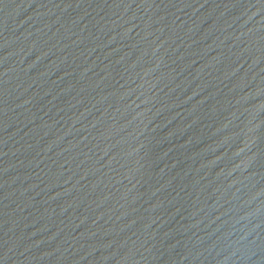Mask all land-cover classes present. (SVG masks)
<instances>
[{
  "label": "water",
  "instance_id": "1",
  "mask_svg": "<svg viewBox=\"0 0 264 264\" xmlns=\"http://www.w3.org/2000/svg\"><path fill=\"white\" fill-rule=\"evenodd\" d=\"M0 264H264V0H0Z\"/></svg>",
  "mask_w": 264,
  "mask_h": 264
}]
</instances>
